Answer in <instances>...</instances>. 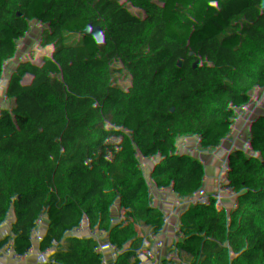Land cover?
Listing matches in <instances>:
<instances>
[{"label": "trees", "instance_id": "trees-1", "mask_svg": "<svg viewBox=\"0 0 264 264\" xmlns=\"http://www.w3.org/2000/svg\"><path fill=\"white\" fill-rule=\"evenodd\" d=\"M168 1L159 22V0H0V264H186L264 159V0ZM88 47L110 69L75 87ZM102 113L90 145L63 127ZM231 211L204 264H264V170Z\"/></svg>", "mask_w": 264, "mask_h": 264}, {"label": "rangeland", "instance_id": "rangeland-1", "mask_svg": "<svg viewBox=\"0 0 264 264\" xmlns=\"http://www.w3.org/2000/svg\"><path fill=\"white\" fill-rule=\"evenodd\" d=\"M194 10H190L187 15V19H190L194 15ZM139 22L141 23L143 30H144V38L154 30V26L150 23L148 18L144 13H141L139 16ZM143 41L140 42L137 46L135 52L139 51L140 47L142 46ZM69 73L68 76L75 87L83 86L91 73H99V74H106L109 72V67L106 64H103L99 61L98 56L96 54V50L94 47H88L83 52L74 55L69 60ZM115 119L107 115L106 113H102L98 116H91L89 114L84 115L82 119H67L63 123V127L67 130L73 132L74 136H78L80 139L84 141L85 144L90 145V142L84 137L85 133H83V128L87 126L98 127L103 130L104 134L112 137V129L114 128ZM264 159L257 165L256 170H250L247 174L249 175L248 178H244L240 180L236 184V190L238 192V196L233 203L230 205L227 204V216L224 219V235L228 238H233L235 236V229L233 228L231 214L232 209L236 205L237 202L240 201L248 192L250 187L256 181L258 175L264 170ZM263 169V170H262ZM5 181H0V188H7ZM74 200V198L70 199ZM225 204V205H226ZM72 214L76 218L82 219L84 217V213L79 211V207H70ZM220 231V233L222 232ZM231 242V241H230Z\"/></svg>", "mask_w": 264, "mask_h": 264}, {"label": "water", "instance_id": "water-1", "mask_svg": "<svg viewBox=\"0 0 264 264\" xmlns=\"http://www.w3.org/2000/svg\"><path fill=\"white\" fill-rule=\"evenodd\" d=\"M183 12V9L179 7L178 5L168 1V0H159L158 7L156 11L154 12V18L155 20L162 22L165 19L171 18L175 15L181 14ZM7 59V56H0V62ZM222 84H226V79H221ZM224 135V129L219 128L215 134V141L220 142ZM40 166L47 171H49L54 178H59L61 176V171L59 168V165L56 160L49 159L47 156H45L42 161L40 162ZM143 189H146V186H143ZM154 194L151 193L148 196V201L153 199ZM137 198V193L132 194V199L135 200ZM128 244V243H127Z\"/></svg>", "mask_w": 264, "mask_h": 264}, {"label": "built area", "instance_id": "built-area-1", "mask_svg": "<svg viewBox=\"0 0 264 264\" xmlns=\"http://www.w3.org/2000/svg\"><path fill=\"white\" fill-rule=\"evenodd\" d=\"M256 167H257V165L254 168H252L251 170L252 171L256 170ZM247 173L241 178V180H243L245 177L246 178L249 177V175ZM238 195L239 194H238L237 190H235L234 194L226 199L225 204L227 203V204L230 205L231 203H233ZM225 204L223 206L221 220L219 222H215V221L211 222L206 227V229L204 231V234L200 238H198L197 240H195V241H193L191 243V251H190V255H189L188 259H187V263L186 264H192L193 255L195 253H197L200 248H204V250H205L204 253L200 254V259L202 260L203 263L205 262L206 257L208 255L207 249L211 246V244L213 243V241L217 237V234H218L222 224L224 223V219L227 216V213H228L227 209H226L227 208V204L226 205ZM232 225H233V228L235 229V225L234 224H232ZM237 240H238V238L235 235L234 236V242H236ZM232 249H233V247H232Z\"/></svg>", "mask_w": 264, "mask_h": 264}, {"label": "crops", "instance_id": "crops-1", "mask_svg": "<svg viewBox=\"0 0 264 264\" xmlns=\"http://www.w3.org/2000/svg\"><path fill=\"white\" fill-rule=\"evenodd\" d=\"M4 181H5L4 183L7 182L5 185H6V187H8L9 181L8 180H4ZM4 189H6V188H4ZM223 228H224V223L222 224V226H221V228L217 234V237L215 238V240L213 241L211 246L207 249L208 252L215 246H219L220 244L228 245L230 243L231 238H228L227 236L224 235V231L222 230ZM221 230H222V232L220 233ZM204 252H205L204 248H200L199 251L193 255L192 264H204L202 262V260L200 259V254H202Z\"/></svg>", "mask_w": 264, "mask_h": 264}]
</instances>
